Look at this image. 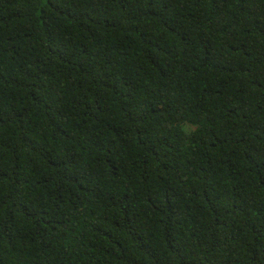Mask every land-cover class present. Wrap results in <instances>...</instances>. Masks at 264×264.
I'll return each instance as SVG.
<instances>
[{"label":"trees","instance_id":"16d2710c","mask_svg":"<svg viewBox=\"0 0 264 264\" xmlns=\"http://www.w3.org/2000/svg\"><path fill=\"white\" fill-rule=\"evenodd\" d=\"M0 264H264V0H0Z\"/></svg>","mask_w":264,"mask_h":264}]
</instances>
